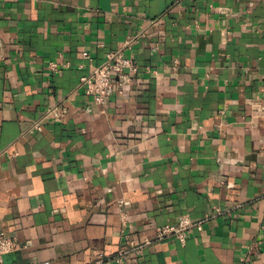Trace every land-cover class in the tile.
<instances>
[{
	"label": "crops",
	"instance_id": "0c3cea01",
	"mask_svg": "<svg viewBox=\"0 0 264 264\" xmlns=\"http://www.w3.org/2000/svg\"><path fill=\"white\" fill-rule=\"evenodd\" d=\"M0 230L5 264H264V0H0Z\"/></svg>",
	"mask_w": 264,
	"mask_h": 264
},
{
	"label": "built area",
	"instance_id": "2783aa9c",
	"mask_svg": "<svg viewBox=\"0 0 264 264\" xmlns=\"http://www.w3.org/2000/svg\"><path fill=\"white\" fill-rule=\"evenodd\" d=\"M52 65L55 69L57 68L55 63ZM138 71L139 67L135 60L125 56L122 52L112 53L109 55V60L106 63L97 67L92 74L82 78V86L94 104L104 106L116 92L117 80L122 84L121 80L130 79ZM120 205H123V203L121 202ZM206 219L194 220L189 215H182L176 223H167L158 226L154 240L178 239L185 244L191 230L194 228L202 230ZM151 243L152 240H146L141 245H136L134 242H131L130 247H123L113 259L118 262H124L128 255L133 252H141L145 245ZM18 248L19 242L17 238L9 237L0 230V264H5V255L16 251ZM107 259L102 258L96 264H103ZM40 264L52 263L43 262Z\"/></svg>",
	"mask_w": 264,
	"mask_h": 264
}]
</instances>
